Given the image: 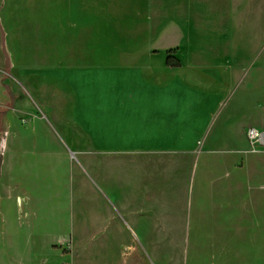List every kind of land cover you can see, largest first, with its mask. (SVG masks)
<instances>
[{
	"label": "rangeland",
	"instance_id": "374dc122",
	"mask_svg": "<svg viewBox=\"0 0 264 264\" xmlns=\"http://www.w3.org/2000/svg\"><path fill=\"white\" fill-rule=\"evenodd\" d=\"M66 2L0 0L5 244L18 236L20 264H239V247L253 242L249 206L264 203V142L252 144L247 132L254 127L242 130L239 121L264 118L260 97L253 93L217 123L221 108L194 127L182 112L160 152L93 144L76 121V71L44 60L45 26L59 31ZM124 4L101 0V26L129 13ZM247 19L249 32L239 31V50L246 51L241 90L264 68V0L239 1V21ZM60 37L52 38L57 48ZM114 37L123 40L121 32ZM169 56L175 64L176 51Z\"/></svg>",
	"mask_w": 264,
	"mask_h": 264
},
{
	"label": "crops",
	"instance_id": "0c3cea01",
	"mask_svg": "<svg viewBox=\"0 0 264 264\" xmlns=\"http://www.w3.org/2000/svg\"><path fill=\"white\" fill-rule=\"evenodd\" d=\"M68 1L59 31L45 26L44 60L76 71V121L93 144L149 155L160 152L157 146L177 133L182 112L183 122L191 121L194 127L202 117L200 121H206L211 110L221 108L217 123L253 93L264 112V68L245 78L249 82L242 90L244 83L238 84L239 65L246 62V51L239 50V31L249 32L251 25L248 19L239 21L243 0H123L129 13L108 20L106 26L100 24L101 0ZM112 11L108 9V15ZM117 32L122 42L111 41ZM53 33L61 35L58 48ZM169 50L176 51L180 68L167 66ZM246 119L239 121L242 130L264 126V118H253L250 125ZM249 208L253 242L247 249L239 247V264H264V203L251 202ZM2 217L0 264H20L18 236L8 235L5 244ZM245 255L250 258L242 263Z\"/></svg>",
	"mask_w": 264,
	"mask_h": 264
},
{
	"label": "built area",
	"instance_id": "2783aa9c",
	"mask_svg": "<svg viewBox=\"0 0 264 264\" xmlns=\"http://www.w3.org/2000/svg\"><path fill=\"white\" fill-rule=\"evenodd\" d=\"M247 138L251 141L252 144L264 142V134L257 128H250L247 132Z\"/></svg>",
	"mask_w": 264,
	"mask_h": 264
},
{
	"label": "trees",
	"instance_id": "16d2710c",
	"mask_svg": "<svg viewBox=\"0 0 264 264\" xmlns=\"http://www.w3.org/2000/svg\"><path fill=\"white\" fill-rule=\"evenodd\" d=\"M171 62H172V58H171V56H169L167 59V63H166L168 67H172V68H180L181 67L178 60L175 62V64H172Z\"/></svg>",
	"mask_w": 264,
	"mask_h": 264
},
{
	"label": "water",
	"instance_id": "95a60500",
	"mask_svg": "<svg viewBox=\"0 0 264 264\" xmlns=\"http://www.w3.org/2000/svg\"><path fill=\"white\" fill-rule=\"evenodd\" d=\"M3 53H4L6 60H7V66L10 67V65H11L10 58H9L7 51H6V45H5L4 39H3Z\"/></svg>",
	"mask_w": 264,
	"mask_h": 264
},
{
	"label": "bare ground",
	"instance_id": "6f19581e",
	"mask_svg": "<svg viewBox=\"0 0 264 264\" xmlns=\"http://www.w3.org/2000/svg\"><path fill=\"white\" fill-rule=\"evenodd\" d=\"M239 38H241V36H240ZM241 41H242V40H241ZM59 224H60V223H59ZM65 226H66V225H65ZM66 227H67V226H66ZM66 227H65V228H66ZM66 230H67V229H66ZM60 231H61V229H60Z\"/></svg>",
	"mask_w": 264,
	"mask_h": 264
}]
</instances>
